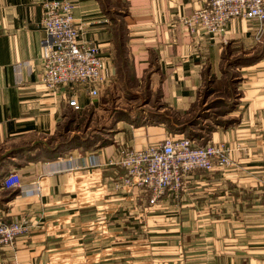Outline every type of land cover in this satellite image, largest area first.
I'll return each mask as SVG.
<instances>
[{"label":"crops","instance_id":"0c3cea01","mask_svg":"<svg viewBox=\"0 0 264 264\" xmlns=\"http://www.w3.org/2000/svg\"><path fill=\"white\" fill-rule=\"evenodd\" d=\"M43 1L0 0V180L15 171L23 186L0 187V221L30 225L0 246V264H264V52L242 69L235 121L205 142L232 146L234 165L192 170L154 204L145 191L114 190L123 170L108 162L122 147L170 135L162 120L114 119L104 143L55 157L29 149L53 136L67 112L98 110L100 89L122 75L146 76L163 108L186 110L225 45L255 42L254 22L237 18L222 33L190 34L180 18L200 0H71L98 46L105 82L95 97L80 84L51 94L41 83L50 41L38 26Z\"/></svg>","mask_w":264,"mask_h":264},{"label":"built area","instance_id":"2783aa9c","mask_svg":"<svg viewBox=\"0 0 264 264\" xmlns=\"http://www.w3.org/2000/svg\"><path fill=\"white\" fill-rule=\"evenodd\" d=\"M201 5L189 15L180 18L188 33L201 30L207 34L222 33L237 18L254 22L252 38L258 42L264 31V0H200ZM71 0H44L38 26L50 37L42 45L41 83L54 94L66 85L80 84L88 95L95 97L104 84L102 58L98 46L86 38L87 22L72 14ZM68 105L77 110L74 99ZM233 147L227 143L197 144L188 136L166 135L163 139L140 149L122 147L116 164L123 173L113 181L114 190L139 189L148 193V202L154 204L165 191L177 192L182 180L192 170L210 172L214 168L234 165ZM69 159V158H68ZM69 169H72L68 166ZM4 189H23L15 171L0 180ZM32 191L37 193V184ZM24 219L0 221V246H10L16 237L29 231Z\"/></svg>","mask_w":264,"mask_h":264},{"label":"rangeland","instance_id":"374dc122","mask_svg":"<svg viewBox=\"0 0 264 264\" xmlns=\"http://www.w3.org/2000/svg\"><path fill=\"white\" fill-rule=\"evenodd\" d=\"M263 52L264 31L261 41H255L249 47L225 45L217 65L202 74L193 103L186 110L176 113L163 108L156 89L147 88L146 76L135 81L132 75H122L124 82L111 83L113 86L100 89L99 98L104 102H100L103 105L98 110L80 114L67 112L55 134L43 146L69 145L64 147L63 152L73 147L88 148L94 143L107 141L105 135L114 119L138 124L142 118L143 121L162 120V125L170 134L182 133L195 143L203 144L215 128L231 125L235 121L232 115L239 97L242 69L257 61ZM9 160L15 162V159Z\"/></svg>","mask_w":264,"mask_h":264},{"label":"trees","instance_id":"16d2710c","mask_svg":"<svg viewBox=\"0 0 264 264\" xmlns=\"http://www.w3.org/2000/svg\"><path fill=\"white\" fill-rule=\"evenodd\" d=\"M120 60H121V62L123 63V62H125V60H123L122 58H120ZM178 134H180V133H178ZM52 137V136H51ZM50 137V138H51ZM191 139V138H190ZM44 145V142H40V143H37V144H35V145H33L32 146V148H29L31 151H33V152H40V153H42L44 156H46V157H48V158H50V157H55V156H57V155H59L60 153H62L65 149H64V147L66 148V147H69V145H64L63 147H61V145H55V146H53V147H48L47 146V148L46 147H44L43 146ZM25 153V150L24 151H22V153ZM12 153H18V152H12ZM9 155V154H8Z\"/></svg>","mask_w":264,"mask_h":264}]
</instances>
